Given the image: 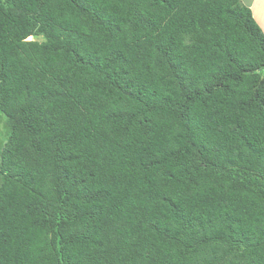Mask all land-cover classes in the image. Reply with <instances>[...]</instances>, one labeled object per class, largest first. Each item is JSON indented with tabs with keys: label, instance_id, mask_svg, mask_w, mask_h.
<instances>
[{
	"label": "trees",
	"instance_id": "16d2710c",
	"mask_svg": "<svg viewBox=\"0 0 264 264\" xmlns=\"http://www.w3.org/2000/svg\"><path fill=\"white\" fill-rule=\"evenodd\" d=\"M263 71L241 0H0V264H264Z\"/></svg>",
	"mask_w": 264,
	"mask_h": 264
},
{
	"label": "crops",
	"instance_id": "0c3cea01",
	"mask_svg": "<svg viewBox=\"0 0 264 264\" xmlns=\"http://www.w3.org/2000/svg\"><path fill=\"white\" fill-rule=\"evenodd\" d=\"M243 5L249 7L264 32V0H241Z\"/></svg>",
	"mask_w": 264,
	"mask_h": 264
},
{
	"label": "rangeland",
	"instance_id": "374dc122",
	"mask_svg": "<svg viewBox=\"0 0 264 264\" xmlns=\"http://www.w3.org/2000/svg\"><path fill=\"white\" fill-rule=\"evenodd\" d=\"M254 17V16H253ZM255 18V17H254ZM256 20V19H255ZM257 22V21H256ZM258 23V22H257ZM259 25V24H258ZM33 38H30L29 40H32ZM35 39V38H34ZM40 39V38H39ZM263 73H264V71H263Z\"/></svg>",
	"mask_w": 264,
	"mask_h": 264
},
{
	"label": "bare ground",
	"instance_id": "6f19581e",
	"mask_svg": "<svg viewBox=\"0 0 264 264\" xmlns=\"http://www.w3.org/2000/svg\"><path fill=\"white\" fill-rule=\"evenodd\" d=\"M32 38V37H31Z\"/></svg>",
	"mask_w": 264,
	"mask_h": 264
}]
</instances>
